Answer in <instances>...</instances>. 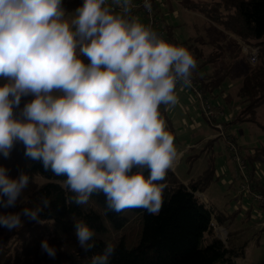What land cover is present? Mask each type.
Segmentation results:
<instances>
[{
  "label": "clouds",
  "instance_id": "1",
  "mask_svg": "<svg viewBox=\"0 0 264 264\" xmlns=\"http://www.w3.org/2000/svg\"><path fill=\"white\" fill-rule=\"evenodd\" d=\"M131 11L132 0H84L69 19L62 0H0V155L22 142L26 157L66 177L71 203L103 192L112 211L158 214L167 187L159 182L180 158L160 109L178 104V84L191 86L196 59ZM30 179L0 166V207H16ZM49 204L0 214V227L39 222ZM75 231L82 249L94 247L93 229L77 222ZM41 250L57 256L47 239ZM114 250L107 244L91 264H108Z\"/></svg>",
  "mask_w": 264,
  "mask_h": 264
},
{
  "label": "trees",
  "instance_id": "2",
  "mask_svg": "<svg viewBox=\"0 0 264 264\" xmlns=\"http://www.w3.org/2000/svg\"><path fill=\"white\" fill-rule=\"evenodd\" d=\"M80 2L84 0H71L69 3L72 5ZM187 5L260 49L257 64H250L246 59L250 71L237 91L232 117L223 119L227 121L235 116L246 119L248 113L253 116L255 109L264 104V0H190ZM216 56L214 52L206 55L205 62ZM198 66L201 67L196 63ZM194 71L198 73L197 68ZM222 74H198L206 94L215 97L218 94H215L216 91L223 89L227 74ZM5 82L0 77V84ZM32 98H22L21 109ZM21 109H14L16 118H21ZM252 148L249 155L244 157L246 168L248 163L252 165V173H249L251 188L264 191L253 179L254 173L259 176L264 174L258 173L261 168L258 161H262L260 157L264 156V150L261 152L256 147ZM24 153L25 146L17 141L8 158L0 155V166L6 167L11 177H18L24 172L31 178L16 207H0V214L41 205L43 198H47L50 204L40 213L39 222L25 219L21 228L11 231L0 227V264H91V257L102 253L106 245L110 244L104 234L112 227L123 229V232L108 264H235L236 257L245 255L243 243H226L215 230L213 218L222 225L223 220H229L230 217L199 194L216 178L211 163L202 175L187 183L177 175L174 168L170 169L165 180L159 182L167 187L158 214H150L142 208L117 213L108 209L103 192L93 193L86 205L71 203L70 197L74 194L62 187L66 177L45 171L41 162L31 160ZM143 174L147 177L149 170L145 169ZM37 176L45 181L39 183ZM94 201L100 204L101 210L93 208ZM137 218L142 219V229L135 245L128 247L124 231ZM77 222L87 224L95 232L94 247L89 251L79 245L75 231ZM45 239L57 248L55 259L42 252L41 242Z\"/></svg>",
  "mask_w": 264,
  "mask_h": 264
},
{
  "label": "rangeland",
  "instance_id": "3",
  "mask_svg": "<svg viewBox=\"0 0 264 264\" xmlns=\"http://www.w3.org/2000/svg\"><path fill=\"white\" fill-rule=\"evenodd\" d=\"M70 1L62 0V7L69 19L83 4V2H80L70 5ZM165 1L173 2V8L169 9V7L163 6L159 11L160 13L158 11L157 13L154 9L155 15L161 19L163 25V18L166 16L165 19L172 22L174 12H179L186 17H195L189 18L185 23H182L181 19L177 22H180L178 28L180 43L191 53H194L195 56L198 55L196 56L198 57L197 65L201 67H196L197 74L202 75L210 69L212 70L210 74L212 72L215 75L226 73L227 78L223 89H227V83L230 82L231 86L228 87L230 91L225 92L226 97H229L230 93H234L233 99L236 100L238 87L240 83L242 85L244 77L250 71V65L246 62L241 42L212 19L187 11L186 8H189V6L185 4L186 2L183 1L182 8L180 4L178 6V2L175 0ZM133 2L134 0H132ZM109 4H111V0H109ZM165 8L169 9L168 14H166ZM116 10L119 11V9ZM130 17H135L148 25L147 16L141 10L132 9ZM178 37L175 36L177 40ZM212 52L216 53L217 56L205 62L206 55ZM82 59L85 63L89 62L86 57H82ZM187 90L189 91L187 97L182 92L179 93L184 108H181V102H178V113H168L163 105L160 109L161 116L166 122V130L174 136L177 149L180 151L187 144L199 142L210 133H218L215 136L208 137L199 145L187 146L186 153L174 171L184 181L197 179L203 174L209 163L214 166L213 175L216 178L205 187L202 193H204L208 203L210 202L211 205L224 211L230 217L229 220L225 218L222 225L216 219H212L219 230L217 231L215 228L217 234L226 243L229 241L245 245V255L236 257L235 264H264V225H261V222H264V208L252 199L249 192L237 196L244 180L241 175L235 173L236 161L232 157L228 139L225 135H221L220 130L204 117L196 96L188 87ZM207 97L212 104H216L220 100L218 95L211 97L207 94ZM222 105L224 107L223 114L225 115L229 113L230 109L234 108L233 101ZM166 115H169L172 119L165 118ZM248 115L249 117L246 119L235 116L234 119L231 118L227 121L219 116L217 117V121L224 122L225 134L233 137V141L237 144L238 151L243 157L249 155L250 150L253 149L252 147H256L261 152L264 150V104L255 109L253 116L251 113H248ZM260 158L262 161H258L261 163L258 173H264V156ZM247 165L246 172L251 174L252 165L249 163ZM253 179L264 190V174L259 176L254 173ZM37 180L39 183L45 181L41 176H37ZM93 199L95 200V198ZM93 208L101 210V206L97 201H94ZM131 222L124 231L128 247L135 245L143 223L140 218H137L133 223ZM122 232L123 229L112 227L104 234V237L106 241L116 247L122 238Z\"/></svg>",
  "mask_w": 264,
  "mask_h": 264
},
{
  "label": "built area",
  "instance_id": "4",
  "mask_svg": "<svg viewBox=\"0 0 264 264\" xmlns=\"http://www.w3.org/2000/svg\"><path fill=\"white\" fill-rule=\"evenodd\" d=\"M155 0H134L132 3V9L141 10L147 16L148 26H150L161 38L170 42L167 34L166 27L163 26L161 19L158 18L154 13V4ZM242 47L246 56L247 61L250 64H257L260 54V49L258 47H254L251 44L242 41ZM196 96L197 100L200 102L202 112L204 116L215 125L217 129L220 130V134L225 135L228 139L229 148L232 154L233 159L236 161L235 173L237 175H241L243 177V183H241V188L238 191V195L245 194L249 192L252 196V199L259 203L260 206L264 207V191L254 190L251 188V182L249 181V174L246 172V163L245 159L242 155H240L238 151L237 144L234 143L233 139L225 134L224 122L217 121V117L223 119L224 108L221 104H212L210 99L207 97L205 93L204 86L202 84L199 76L193 72L192 76V84L188 87ZM244 192V193H243ZM217 229V227L215 226ZM217 231H219L217 229ZM221 237V236H220Z\"/></svg>",
  "mask_w": 264,
  "mask_h": 264
},
{
  "label": "crops",
  "instance_id": "5",
  "mask_svg": "<svg viewBox=\"0 0 264 264\" xmlns=\"http://www.w3.org/2000/svg\"><path fill=\"white\" fill-rule=\"evenodd\" d=\"M175 1H177L178 2V6H179V4H180V6H182V8H183V1L184 2H186L185 4L187 5V2L189 1V0H175ZM163 6H167V7H169V9L170 8H173V6H174V4H173V2H171V1H169V2H166L165 0H155L154 1V4H153V8L156 10V12L158 11H160L161 10V8L163 7ZM185 7V6H184ZM179 8V7H178ZM169 9H167V8H165V10H166V14H168V11H169ZM186 10L187 11H190V12H193V13H195V14H197V15H200V16H203V17H205V18H207L206 16H204L202 13H200V12H198V11H195V10H192V9H189V8H186ZM157 12V13H158ZM160 13V12H159ZM167 17V16H166ZM165 17V18H166ZM163 18V17H162ZM165 18H163V22H164V27H166V29H167V34H168V38H169V40H170V43H173V44H176V45H178V46H182V44L180 43V41H179V37H178V28H179V25H180V22L178 21L177 22V20H179V19H181L180 21L182 22V23H185V22H187V20L189 19V18H195V17H186V16H182L179 12L177 13V12H174V16H173V20H172V22H170V21H168L167 19H165ZM207 19H209V18H207ZM230 33V32H229ZM234 37H236L240 42H241V44H242V39H240L238 36H236L235 34H233V33H231ZM175 36L176 37H178V40L175 38ZM192 55L195 57V59H196V63H197V61H198V57H196V56H198V55H196L195 56V54L194 53H192ZM200 56V55H199ZM212 70L210 69L209 71H208V73H210ZM195 72V71H194ZM196 73V72H195ZM213 73V72H212ZM211 73V74H212ZM197 74V73H196ZM198 75V74H197ZM231 83L230 82H228L227 83V89H222V90H218V91H216V93L215 94H217L218 96H219V101H217V103L218 104H223V103H229V101H233V104L234 103H236L237 102V99L235 100V99H233V96H234V93H230L229 94V97H226V93L225 92H227V91H230L229 90V86H231L230 85ZM241 87V83H240V85H239V87H238V89ZM183 93L186 97L189 95V91L187 90V87H183L181 84H178L177 85V95H178V97H179V93ZM236 95H237V93H236ZM182 99L179 97V102H181V104H180V107L181 108H184L183 107V105H182V101H181ZM198 101V100H197ZM199 102V101H198ZM200 103V102H199ZM200 105V104H199ZM201 106V105H200ZM223 106V105H222ZM224 108V107H223ZM164 109H166L167 110V112L168 113H170V114H175V113H178V104L176 105V106H174V107H171V106H169V107H167V108H165V106H164ZM234 109H235V107L234 108H232V109H230L229 110V113L227 114V115H224V117H226V118H230V117H232V115H233V112L232 111H234ZM182 110V109H181ZM201 111H202V109H201ZM187 113V112H186ZM203 113V112H202ZM204 115V114H203ZM205 117V116H204ZM165 118H167V119H172L171 117H169V115L167 116H165ZM206 118V117H205ZM217 133L218 132H216V133H210V134H208V135H206V137L203 139V140H201V141H199V142H195V143H190V144H187V146H189V145H192V144H200L201 142H203L205 139H207L208 137H211V136H215V135H217ZM186 146V147H187ZM186 147L185 148H183L182 150H178L179 151V153H180V158L178 159V161L175 163V166L173 167L174 169L176 168V166L179 164V162H180V160H181V156H182V154L185 152V149H186ZM189 180H184V182L185 183H187ZM200 195L202 196V197H204V193H200ZM206 202H208L207 201V198H203ZM263 222H261V224H262ZM263 225V224H262Z\"/></svg>",
  "mask_w": 264,
  "mask_h": 264
},
{
  "label": "water",
  "instance_id": "6",
  "mask_svg": "<svg viewBox=\"0 0 264 264\" xmlns=\"http://www.w3.org/2000/svg\"><path fill=\"white\" fill-rule=\"evenodd\" d=\"M200 194V193H199Z\"/></svg>",
  "mask_w": 264,
  "mask_h": 264
}]
</instances>
